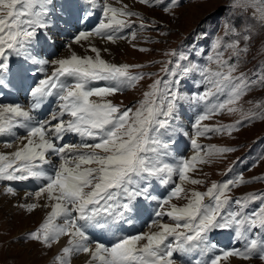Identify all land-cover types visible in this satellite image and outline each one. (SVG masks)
Segmentation results:
<instances>
[{
    "label": "snow or ice",
    "instance_id": "snow-or-ice-1",
    "mask_svg": "<svg viewBox=\"0 0 264 264\" xmlns=\"http://www.w3.org/2000/svg\"><path fill=\"white\" fill-rule=\"evenodd\" d=\"M135 4L175 18L183 0H0V138L14 149L0 151L2 195L15 198L16 185L31 181L15 207L49 210L15 242L60 246L52 264L81 255L84 264H264V188L233 195L264 184V175H229L233 162L206 191L188 187L206 184L191 175L200 166L238 151L201 138L264 123V95H252L264 93V58L253 56L264 53V0H229V15L202 36L203 47L181 45L147 64L105 59L113 53L99 42L148 53L138 36L159 44L144 34H170ZM157 63L158 72L143 71ZM144 81L139 100L115 99ZM13 96L23 102H4ZM185 141L190 157L180 153ZM137 222L147 230L137 231ZM222 234L231 247L218 246Z\"/></svg>",
    "mask_w": 264,
    "mask_h": 264
},
{
    "label": "rangeland",
    "instance_id": "rangeland-1",
    "mask_svg": "<svg viewBox=\"0 0 264 264\" xmlns=\"http://www.w3.org/2000/svg\"><path fill=\"white\" fill-rule=\"evenodd\" d=\"M125 2L131 4L132 0H125ZM228 3L229 0H183V7L176 10L175 18L171 15H165L159 9L152 10L143 5L135 4L132 10L140 11L148 19H155L158 23H162V30L170 34L167 37H159L155 33L144 34L152 36L153 40H160L161 43L159 44L144 43L143 36H138L137 41L134 43H136L138 47H147L151 49L152 51L148 53H141L134 50L131 44L124 41L119 42L117 45L102 43L103 46H107L113 53V56H108L104 53L105 59L112 60V62L116 63L147 64L152 61L168 59V57L163 56V52L179 48L181 45H183L185 49H190L198 44L203 47L204 41L202 40V36H211L216 32L219 23L229 15L226 11ZM235 15H240L239 10H237ZM250 17L251 10L244 14L245 19H249ZM63 40L65 39L61 38L57 43H61ZM62 52L63 50H60L58 55ZM253 56L256 61H259L264 58V53L259 50H254ZM252 66V64H249L248 68ZM160 67L161 65L157 63L156 67L145 68V71L155 73L160 70ZM147 83H149V81H144L137 89L128 91L124 95H117L118 97L124 96L122 99H115L117 101L122 100L126 105H128L129 100H139L142 96V92L146 90ZM252 95L261 96L264 95V93L257 91L252 93ZM17 99H19V102L23 101L22 96ZM244 106L247 108L249 104L245 103ZM237 118L238 117L235 116H222L216 119L222 123H232ZM3 139L4 138H0V151H2L1 149L3 148ZM202 139L199 142L203 145L215 144L217 146H231L237 148L238 151L229 154L222 163L217 162L211 166H200L201 170L191 175L193 178L205 179L206 184L204 186L188 187H195L196 190L202 192L206 191V188L210 186L213 181L219 182L225 179L223 173L233 162L236 163L232 173H229V175L243 172L245 179L264 175V160H258L259 154L264 152V123L257 122L254 125L245 126L241 128L239 132L234 133L232 137L224 135L213 136L211 139H203L204 141ZM13 150L14 149H5L3 151L10 152ZM192 154L191 148H186L182 151V155H186V157H190ZM249 168H251V170H247ZM204 173H207V175L205 176ZM29 183H31V181H29ZM16 187L18 189L19 185L17 184ZM261 188H264V184L257 183L234 190L233 195L239 196L243 193ZM2 190L3 184H0V264H52L53 258L55 254H57L54 246L53 252L52 249L47 250L41 248L38 244L15 242L26 232L37 228L49 210L40 208L32 214H28L15 207L16 204L24 202L23 198L21 199L19 195L15 198L4 196L2 195ZM18 192L24 193V190L20 188ZM173 203L182 205L185 201L173 200ZM165 222L170 221H167V218H165ZM142 229L146 230L144 228ZM227 239L226 242L229 244V236H227ZM84 260L85 258L80 256L75 259L73 264H84ZM240 264H245V262H241ZM248 264H260V262L252 261L248 262Z\"/></svg>",
    "mask_w": 264,
    "mask_h": 264
},
{
    "label": "bare ground",
    "instance_id": "bare-ground-1",
    "mask_svg": "<svg viewBox=\"0 0 264 264\" xmlns=\"http://www.w3.org/2000/svg\"><path fill=\"white\" fill-rule=\"evenodd\" d=\"M62 38L67 39L66 37H62ZM99 43L101 44L102 47H107V46H103V45H102L103 42H99ZM103 44H104V43H103ZM109 47H110V46H109ZM73 48H74V50L77 51L78 54H83L82 49L80 48V46L73 45ZM58 53H59V51H58ZM58 53H57V54H58ZM60 55H67V52L63 51ZM6 98H7L8 100H11V97H6ZM69 141H70V140H69ZM181 146L189 147V145H188V143H187L186 141H185V142H182V143H181ZM1 150L3 151V150H5V149L2 148ZM180 153H181V149H180ZM33 187H34V183H33V182H31V183L27 182V183L25 184L24 187H21V189L25 191V189H29V190H30V189H32ZM2 191H3V190H2ZM18 195H19V197L22 199L23 196H24V193H19ZM11 198H12V197H11ZM141 226H143V224L140 223V222H137L136 225H135V229L138 231V229H141ZM218 239H219V242H220V243H223V239H224V241H226V239H225L223 236L221 237V235H219ZM62 244H63V241H62ZM54 247H55V252L58 253V251H59V247H60V246H56V245H54ZM81 257H84V256L81 255ZM84 258H85V257H84ZM75 259H76V258H75ZM75 259L73 260V263H74ZM240 263H241V262H238L237 260H233V261H232V264H240Z\"/></svg>",
    "mask_w": 264,
    "mask_h": 264
}]
</instances>
